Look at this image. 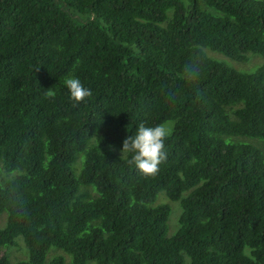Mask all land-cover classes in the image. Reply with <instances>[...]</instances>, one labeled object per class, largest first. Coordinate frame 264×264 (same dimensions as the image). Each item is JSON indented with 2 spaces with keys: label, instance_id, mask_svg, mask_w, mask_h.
I'll use <instances>...</instances> for the list:
<instances>
[{
  "label": "trees",
  "instance_id": "16d2710c",
  "mask_svg": "<svg viewBox=\"0 0 264 264\" xmlns=\"http://www.w3.org/2000/svg\"><path fill=\"white\" fill-rule=\"evenodd\" d=\"M207 50L264 58V0H0V264H264V61ZM168 121L156 176L106 152Z\"/></svg>",
  "mask_w": 264,
  "mask_h": 264
},
{
  "label": "clouds",
  "instance_id": "9594fccd",
  "mask_svg": "<svg viewBox=\"0 0 264 264\" xmlns=\"http://www.w3.org/2000/svg\"><path fill=\"white\" fill-rule=\"evenodd\" d=\"M187 75L189 77L198 76V69L191 68ZM64 83L70 93V99L76 104L86 101L93 94L92 90L86 87L78 76H68ZM45 96L54 100L55 92L49 88ZM169 134L170 129L164 123L156 125L139 123L135 133L124 139L121 159L126 160L130 166L134 165L145 177L156 176L160 171V165L167 160L165 142Z\"/></svg>",
  "mask_w": 264,
  "mask_h": 264
},
{
  "label": "rangeland",
  "instance_id": "374dc122",
  "mask_svg": "<svg viewBox=\"0 0 264 264\" xmlns=\"http://www.w3.org/2000/svg\"><path fill=\"white\" fill-rule=\"evenodd\" d=\"M185 4H188L189 0H182ZM82 19H88L90 20L89 17H81ZM207 53L211 56L217 57L219 59H223L225 61H227L230 65L234 66L235 68H237L238 70H241L243 72H253L255 71V69L260 66L263 61L264 58L258 54V53H250L249 58L247 61L245 62H238L235 61L229 57H227L226 55L216 52V51H211V50H207ZM169 129L170 132L172 131L173 128V124L174 121H168L167 123H165ZM106 152L108 154H116V155H122L121 153V149L117 148V147H112L106 150ZM80 156L83 158V154L81 153ZM6 176L8 177L9 175L7 174H2V177ZM156 203H166L169 204L171 207V212H170V216H169V222H168V236L171 237L173 235H175V233L177 232L178 228H179V217L182 211V207L179 201H173L171 200L166 194L165 192H160L159 194V198L157 200ZM7 221H8V214L7 212H2L0 213V228H3L7 225ZM5 251L7 253V255L9 256L10 259V264H15L17 261L20 260H25L29 258V249L25 243L24 237L22 235L18 236L16 238V241L14 243V245H10L7 248H5ZM54 253H64L61 250H58L57 248H52L47 255V260L45 264H49L51 258L54 256ZM65 257H66V264H71V260H72V256L68 253H65ZM88 264H96L95 261L90 260L88 262Z\"/></svg>",
  "mask_w": 264,
  "mask_h": 264
}]
</instances>
